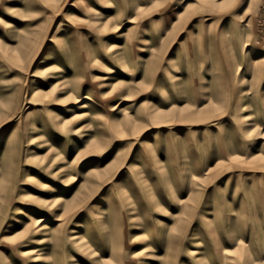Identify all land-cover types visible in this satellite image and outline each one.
Segmentation results:
<instances>
[{
  "label": "rangeland",
  "instance_id": "1",
  "mask_svg": "<svg viewBox=\"0 0 264 264\" xmlns=\"http://www.w3.org/2000/svg\"><path fill=\"white\" fill-rule=\"evenodd\" d=\"M263 8L0 0V264H264Z\"/></svg>",
  "mask_w": 264,
  "mask_h": 264
},
{
  "label": "bare ground",
  "instance_id": "2",
  "mask_svg": "<svg viewBox=\"0 0 264 264\" xmlns=\"http://www.w3.org/2000/svg\"><path fill=\"white\" fill-rule=\"evenodd\" d=\"M31 219H33V216H29ZM45 220H47V218L46 217H42V218H39L38 219V225H40V224H42L43 222H45ZM36 222H37V220H36ZM42 227L41 228H43V229H48V228H50V226H49V223H43V225H41ZM74 238V237H73ZM76 239L78 238V237H75Z\"/></svg>",
  "mask_w": 264,
  "mask_h": 264
},
{
  "label": "crops",
  "instance_id": "3",
  "mask_svg": "<svg viewBox=\"0 0 264 264\" xmlns=\"http://www.w3.org/2000/svg\"><path fill=\"white\" fill-rule=\"evenodd\" d=\"M262 19L264 20V8H263V11H262Z\"/></svg>",
  "mask_w": 264,
  "mask_h": 264
}]
</instances>
